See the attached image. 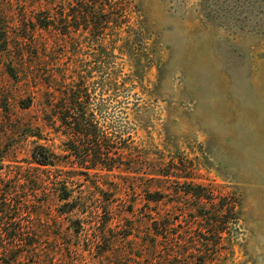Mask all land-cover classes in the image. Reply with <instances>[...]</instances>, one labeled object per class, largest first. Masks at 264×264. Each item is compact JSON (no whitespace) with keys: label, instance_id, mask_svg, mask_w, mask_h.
Returning a JSON list of instances; mask_svg holds the SVG:
<instances>
[{"label":"rangeland","instance_id":"rangeland-1","mask_svg":"<svg viewBox=\"0 0 264 264\" xmlns=\"http://www.w3.org/2000/svg\"><path fill=\"white\" fill-rule=\"evenodd\" d=\"M105 9L0 0V184L30 182L39 264H264V0Z\"/></svg>","mask_w":264,"mask_h":264},{"label":"trees","instance_id":"trees-1","mask_svg":"<svg viewBox=\"0 0 264 264\" xmlns=\"http://www.w3.org/2000/svg\"><path fill=\"white\" fill-rule=\"evenodd\" d=\"M112 1L114 0H100V7L102 8L100 13L102 15V12H107L105 7L109 6ZM49 23H44L42 28H48ZM14 178L8 179L3 187L0 184V188H3L1 195L5 198L0 200V220H4L0 227V264H17L21 260L26 261V263L31 260L32 264H39L36 229L32 225H22L19 223L21 220H18L22 214L31 215L29 211L25 212L27 200L21 197L17 198V194H15L18 189L30 185V182L20 176ZM12 180L14 181L12 182ZM62 199L64 200L65 197ZM34 258L37 259V262L32 261Z\"/></svg>","mask_w":264,"mask_h":264}]
</instances>
